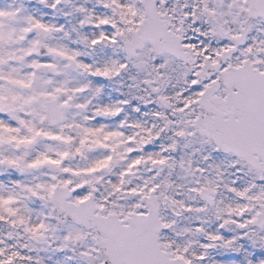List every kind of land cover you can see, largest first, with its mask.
<instances>
[{
  "label": "rangeland",
  "instance_id": "rangeland-1",
  "mask_svg": "<svg viewBox=\"0 0 264 264\" xmlns=\"http://www.w3.org/2000/svg\"><path fill=\"white\" fill-rule=\"evenodd\" d=\"M58 2L0 0V264H103L94 241L78 249L76 243L85 232L52 211L51 197L59 185L83 187L72 198L76 204L95 193L101 214L123 220L138 213L155 191L167 229L160 236L163 250L172 258L205 264L200 260L209 255L206 238L222 235V220L216 221L225 217L231 199L264 195L259 174L219 157L216 148L195 133L190 109L186 110L196 109L193 91L180 99L168 98L181 112L170 135H164L163 107L157 99L148 104L149 81L161 75L148 60L153 49L145 48L132 60L124 50L146 16L141 0H70L63 6ZM39 28L49 33L50 50L77 60L86 73L74 75L66 62L40 58ZM54 66L57 77L49 73ZM172 70L175 75L165 74L164 87L175 92L182 85L188 92L193 81H184L179 66ZM123 96L128 102L120 105L117 100ZM55 98L60 106H71L67 122L44 128L47 101ZM5 109L13 111L11 116ZM119 116L128 120L131 133L119 131L120 122L113 121ZM139 130L142 135L137 136ZM181 134L186 140H180ZM127 137L133 145L127 144ZM148 137L154 145L142 152L140 145L143 148ZM175 143L177 153L172 150ZM130 150L139 152L131 157ZM141 156L147 162L168 161L169 169L157 178L139 165ZM50 165L60 166L61 172L53 174ZM200 170L206 171L203 176ZM208 183L218 197L217 208L206 213L194 193ZM165 198L179 219L166 211ZM252 222L248 218L247 234L254 229ZM258 233L257 241L264 238V231ZM228 246L227 241L220 247L227 251ZM245 247L250 258L256 250L253 241Z\"/></svg>",
  "mask_w": 264,
  "mask_h": 264
},
{
  "label": "flooded vegetation",
  "instance_id": "flooded-vegetation-1",
  "mask_svg": "<svg viewBox=\"0 0 264 264\" xmlns=\"http://www.w3.org/2000/svg\"><path fill=\"white\" fill-rule=\"evenodd\" d=\"M158 10L169 26L170 35L175 38L169 39L173 48L171 52L161 53L150 42L145 46L153 49L148 60L161 71L160 76L156 73L149 81V105L153 104L154 99H180L193 91L196 109L189 108V114L194 112L197 117L201 109L199 101L205 93H211L222 101L229 97L232 105L242 107L245 103L244 92L258 90L264 85V0H167L158 4ZM160 41H164V38ZM176 65L185 73L184 81H193L188 86V92L183 91L182 85L175 92L164 87L165 74L174 76L172 68ZM210 103L213 110L219 109L217 101ZM168 106L170 109L171 106ZM231 110L229 108L228 112ZM180 112L177 110L175 113L176 120ZM239 119L240 114H237L235 120ZM218 154L229 161L239 162L233 155ZM231 201L225 217H219L216 221L219 223L222 220L225 239L222 235L217 239L208 238L207 243L211 241V246L205 250L211 252L200 261L205 264L209 261V264H264V238L256 240L261 237L258 232L264 231V227L255 225L264 209V205H261L264 195ZM239 210L240 213H234ZM248 218H253L251 234H247L250 228ZM249 239L256 248L254 259H250L245 252ZM227 241L229 246L225 251L220 246Z\"/></svg>",
  "mask_w": 264,
  "mask_h": 264
},
{
  "label": "water",
  "instance_id": "water-1",
  "mask_svg": "<svg viewBox=\"0 0 264 264\" xmlns=\"http://www.w3.org/2000/svg\"><path fill=\"white\" fill-rule=\"evenodd\" d=\"M154 2V0H147L150 6V19L156 18L159 21ZM62 3L69 4V0H63ZM144 29L142 27L140 31L134 33L132 43H126L127 54L130 58L136 56L138 49L142 50L144 45L142 36L151 34V31L147 33ZM40 37L45 40L48 37L47 32L41 30ZM39 54L41 57H53L59 63L66 60V57L61 54L49 51L45 43L40 46ZM68 64L69 69L75 73L81 69V66L74 60H70ZM50 72L53 75L58 74L56 68H51ZM47 105L48 111L43 119V125L57 126V124L64 123V116L58 107V101H49ZM247 107L249 113L247 120L237 123V128L233 126V131L226 132L222 138L217 133L214 134L213 126H202L196 123L197 131L210 137L211 141L216 143L221 150L226 153L233 152L244 159L248 165L264 173V89L254 102L248 103ZM64 109L67 110V108ZM255 155L262 159L261 164L259 159L254 157ZM164 169L165 164L163 163L154 165V170H158L159 173ZM74 192L58 188L52 199L55 206L54 211L56 214L65 213L69 222H75L87 229L88 219L91 218L93 221L98 219L94 216L96 211L94 200L84 202L78 207L70 206L68 200ZM215 195L212 190L206 189L199 193V198L206 203L209 202L207 205L211 208L214 206L211 202ZM147 205L150 214L147 216L132 215L128 220V227H123L116 217H112L111 220H102L99 223L101 226L97 232L100 237L97 243L100 254L107 259L105 264H186L181 259H170L169 255L161 250L158 237L163 231V226L158 218L159 207L156 197L150 199Z\"/></svg>",
  "mask_w": 264,
  "mask_h": 264
},
{
  "label": "bare ground",
  "instance_id": "bare-ground-1",
  "mask_svg": "<svg viewBox=\"0 0 264 264\" xmlns=\"http://www.w3.org/2000/svg\"><path fill=\"white\" fill-rule=\"evenodd\" d=\"M210 94H211V93H210ZM216 110H217L219 116L223 117V115L221 114V112H223V114H224V111H222V110H220V109H216Z\"/></svg>",
  "mask_w": 264,
  "mask_h": 264
}]
</instances>
